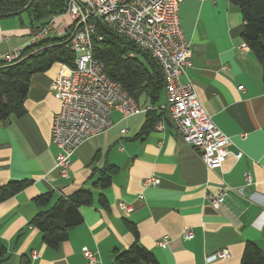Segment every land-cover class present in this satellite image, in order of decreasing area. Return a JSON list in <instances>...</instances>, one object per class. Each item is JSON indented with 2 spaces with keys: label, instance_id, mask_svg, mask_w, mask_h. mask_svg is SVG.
I'll return each mask as SVG.
<instances>
[{
  "label": "crops",
  "instance_id": "obj_1",
  "mask_svg": "<svg viewBox=\"0 0 264 264\" xmlns=\"http://www.w3.org/2000/svg\"><path fill=\"white\" fill-rule=\"evenodd\" d=\"M179 18L191 44L187 75L214 124L233 143L226 162L209 170L167 116L163 129L159 120L146 134L149 113L124 119L114 111L112 128L82 143L72 157L69 179L62 178L55 170L58 149L51 135L60 110L51 91L61 68L55 65L31 78L26 113L0 123V188L9 182H31L23 192L0 201V241L8 251L0 264H20L23 258L31 264H87L84 248L97 253L101 264H115L116 256L136 243L158 264H242L248 244L264 253L262 67L250 49L242 50L243 17L229 0H183ZM12 19L0 21V59L22 52L30 43L31 30ZM56 24L50 37L63 38L71 28L70 18L59 16ZM165 102L166 93L157 105ZM108 168L113 170L111 186L94 188ZM246 175L252 178L249 187ZM152 176L161 184L144 187ZM225 187L243 189V195L230 193L226 199L235 218L206 199ZM80 190L95 196L91 206L80 209L83 223L57 249L47 247L42 233L30 226L41 211L35 199L50 194L53 205ZM100 195L106 206L99 203ZM120 204L129 211L121 210ZM128 222L136 227L138 240ZM186 229L194 233L191 240L185 238ZM165 238L166 246H159ZM223 249L230 251L227 260L207 262Z\"/></svg>",
  "mask_w": 264,
  "mask_h": 264
},
{
  "label": "built area",
  "instance_id": "obj_2",
  "mask_svg": "<svg viewBox=\"0 0 264 264\" xmlns=\"http://www.w3.org/2000/svg\"><path fill=\"white\" fill-rule=\"evenodd\" d=\"M182 2L68 0L61 16H68L71 20V34L66 47L76 55L75 63L74 67L62 65L51 84V91L60 102L51 135L52 143L58 149L55 170L62 178L69 179L72 157L78 147L112 128L111 114L114 111L119 112L124 119L156 112L161 118L158 124L160 129H163L167 116L182 140L199 153L209 170L219 169L226 162L232 140L214 124L187 75L191 68V44L185 40L181 28L179 7ZM57 17L53 16L46 27L30 35L28 47L38 48L55 33ZM97 22L133 43L158 63L165 80V104H138L121 84L109 78L104 63L94 55L95 42L103 41V37L97 33ZM242 50L246 52L249 48L244 44ZM20 55L21 52H13L0 60L10 64ZM133 57V53L127 56ZM182 78L187 81L182 82ZM242 156L240 153L235 158L238 160ZM160 184L161 179L155 176L144 181V187ZM251 185L252 178L246 175L245 186ZM230 193L243 195V189L225 187L206 199L216 210H225L235 218V212L226 202ZM119 207L125 212L129 211L124 204ZM193 237L194 233L186 229L185 238L191 240ZM158 244L165 247L166 238ZM83 256L87 264H101L98 254L88 248L83 249ZM229 257L230 251L223 249L208 257L207 262L225 261Z\"/></svg>",
  "mask_w": 264,
  "mask_h": 264
},
{
  "label": "trees",
  "instance_id": "obj_3",
  "mask_svg": "<svg viewBox=\"0 0 264 264\" xmlns=\"http://www.w3.org/2000/svg\"><path fill=\"white\" fill-rule=\"evenodd\" d=\"M32 0H0V16H7L24 10ZM242 14L244 29L242 39L254 54L263 70L264 81V0H229ZM68 0H35L26 11L16 17L22 26H27L34 34L46 27L53 16L64 14ZM25 18L26 21L25 22ZM5 18H0V21ZM97 33L102 42H95L94 55L101 60L110 79L122 85L138 104L160 103L165 93V80L158 63L133 43L121 38L97 22ZM71 30L63 38H47L38 47H27L13 63L0 60V123H10L25 113V101L29 92L31 78L43 74L55 65L74 67L76 55L66 47ZM133 53V58L127 56ZM145 127L147 134L161 118L156 112ZM113 170L107 169L94 188L105 190L111 186ZM31 185L30 181L9 182L0 188V201L18 195ZM94 193L80 190L69 198H59L51 205V195L35 199L41 211L32 218L30 226L37 228L47 247L57 249L66 241L70 232L83 223L80 213L82 207L91 206ZM99 203L106 206V199L100 195ZM138 240L136 227L127 223ZM8 251L0 241V263L6 259ZM20 264H31L23 258ZM115 264H158L154 255L134 244L115 258ZM242 264H264V253L254 244H248Z\"/></svg>",
  "mask_w": 264,
  "mask_h": 264
},
{
  "label": "water",
  "instance_id": "obj_4",
  "mask_svg": "<svg viewBox=\"0 0 264 264\" xmlns=\"http://www.w3.org/2000/svg\"><path fill=\"white\" fill-rule=\"evenodd\" d=\"M34 1H35V0H32L31 3L29 4V6H30ZM29 6H27V7H29ZM27 7H26L24 10H22V11H20V12H18V13L11 14V15H7V16H0V18L16 17V16H18V15L24 13V12L26 11Z\"/></svg>",
  "mask_w": 264,
  "mask_h": 264
},
{
  "label": "rangeland",
  "instance_id": "obj_5",
  "mask_svg": "<svg viewBox=\"0 0 264 264\" xmlns=\"http://www.w3.org/2000/svg\"><path fill=\"white\" fill-rule=\"evenodd\" d=\"M12 20H17V19H16V18H13ZM25 22H27V21H26V18H25ZM8 64H9V63H8ZM165 103H166V102H165Z\"/></svg>",
  "mask_w": 264,
  "mask_h": 264
}]
</instances>
